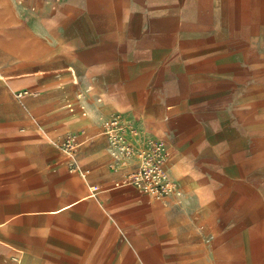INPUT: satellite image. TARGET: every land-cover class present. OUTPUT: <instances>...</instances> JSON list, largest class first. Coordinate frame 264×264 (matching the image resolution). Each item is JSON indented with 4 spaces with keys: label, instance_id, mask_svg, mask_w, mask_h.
I'll return each instance as SVG.
<instances>
[{
    "label": "crops",
    "instance_id": "1",
    "mask_svg": "<svg viewBox=\"0 0 264 264\" xmlns=\"http://www.w3.org/2000/svg\"><path fill=\"white\" fill-rule=\"evenodd\" d=\"M182 8L0 0V264H264V89L229 85L244 66L182 41ZM112 112L166 142L180 197L115 187L99 121ZM80 130L84 178L59 148Z\"/></svg>",
    "mask_w": 264,
    "mask_h": 264
},
{
    "label": "rangeland",
    "instance_id": "2",
    "mask_svg": "<svg viewBox=\"0 0 264 264\" xmlns=\"http://www.w3.org/2000/svg\"><path fill=\"white\" fill-rule=\"evenodd\" d=\"M181 3L182 41L192 40L200 56L211 58L212 67L218 63L244 66L242 72L235 71L222 78H227L229 85L235 83L243 90L248 89L256 77L264 89V0H181ZM229 88L223 92L224 98L230 99V91L237 86ZM17 257H9L5 264H18Z\"/></svg>",
    "mask_w": 264,
    "mask_h": 264
},
{
    "label": "built area",
    "instance_id": "3",
    "mask_svg": "<svg viewBox=\"0 0 264 264\" xmlns=\"http://www.w3.org/2000/svg\"><path fill=\"white\" fill-rule=\"evenodd\" d=\"M74 84L78 86L79 80L75 79ZM93 92V86H88L77 95V99L84 103ZM24 94L27 93H20L17 98L20 99ZM96 103L101 104L102 100L98 98ZM88 115L89 109L84 104L82 116ZM99 121L107 142L108 154L113 161L110 168L122 173L115 187L133 188L155 200L182 195L179 184L167 173L170 152L165 141L149 134L139 120L126 113L112 112L102 115ZM85 136L84 130L69 133L59 146L62 153L70 159V171L83 178L86 174L78 169L74 159L80 148L81 138ZM89 189L92 195L101 191L97 185Z\"/></svg>",
    "mask_w": 264,
    "mask_h": 264
}]
</instances>
